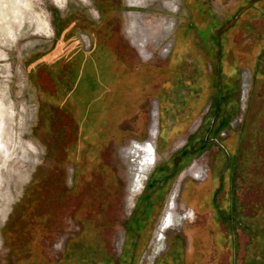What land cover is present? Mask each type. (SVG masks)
<instances>
[{"label":"rangeland","instance_id":"1","mask_svg":"<svg viewBox=\"0 0 264 264\" xmlns=\"http://www.w3.org/2000/svg\"><path fill=\"white\" fill-rule=\"evenodd\" d=\"M199 1L219 9L222 19L223 14L232 10L227 25L250 23V18L264 19V0ZM189 2L148 0L143 6L131 9L127 0H61L62 4L56 0H0V264H23V260L29 258L30 261L38 253L47 260L60 259L70 239L83 229L84 220L102 228L99 233L113 255L114 263L118 264L121 252L128 246L127 236L136 212L135 204L159 156L155 103L171 72L167 59L176 36L175 59L181 61L188 52L181 35L190 33L189 28L184 27L190 16L186 9L191 4ZM132 13L139 22L134 32ZM199 33L209 39L207 44L211 43L207 32L199 30ZM262 35L254 34L246 57L244 54L235 55L234 48L226 42L222 41L219 47L223 56L219 71L223 77L238 75L236 90L228 97L227 109L222 113L226 123L232 117V123H227L230 131L245 122L253 104L264 106V81H254L245 63H240V60L247 61L259 53L258 75L264 73ZM60 39L65 46L58 57L60 63L54 67L59 73L53 75L42 62L58 52L55 47ZM92 44H102L111 55L108 56L111 69L107 71L110 80H102L101 93L111 101L109 112L111 118H115L110 122L109 119L106 126L105 121L102 123V128L105 127L102 130H107L108 134L103 137L105 139L80 138L82 122L76 118V102L71 101V106L64 109L62 105L55 106L47 100L60 96L57 81L68 78L67 57L74 56V47L79 45L88 53ZM76 62L79 60L73 59L72 63ZM86 63L91 68L94 66L90 61ZM247 64L252 65L253 60H248ZM185 71L181 70L183 76H186ZM174 78L181 80L180 76L174 75ZM218 81L221 85L222 80L218 78ZM173 86L179 92L184 90L183 86ZM261 108L264 111V107ZM103 110L102 114L108 109L103 107ZM204 112L199 116L201 119ZM164 115L168 117L162 112V123L166 119ZM256 126L259 130L256 137L253 128L247 132L248 138L240 141L234 138L239 141V153L232 200L234 209L240 211L242 218L251 221L253 217L263 226L264 115L260 114ZM190 129L183 134L193 137L192 147L184 151L187 155L201 149L198 143H204L199 137L202 132L196 130L194 134ZM218 138L224 140L222 136ZM84 139L88 144L82 143ZM225 140L232 141L233 137ZM182 141L180 139L178 144L182 145ZM136 142H151L156 155L142 188L132 192L137 159L129 149ZM81 144L86 148L82 154L78 149ZM212 144L208 150L214 148ZM228 145L231 150L235 147L234 144L233 147ZM163 151L160 154L163 155ZM246 151L248 157L242 160ZM201 155L186 166L178 178L176 176L172 190L156 208L150 228L141 235L144 249L136 264H155L166 252L165 243L167 245L175 232L187 233L203 225L197 219L192 221L195 214L189 208L183 209L179 195L183 178H193L198 183L208 172L204 167L208 155ZM220 192L219 199H223L226 190ZM168 218L169 226H166L164 221ZM223 218L220 228L226 234L231 229L235 243L228 247L231 244L229 234L225 247L218 244L215 236L211 237L204 264H264V248L254 245L259 250V261L252 262L249 232L238 225L236 218ZM231 221L233 228L230 227ZM177 259L178 255L168 250L158 264H176Z\"/></svg>","mask_w":264,"mask_h":264},{"label":"crops","instance_id":"2","mask_svg":"<svg viewBox=\"0 0 264 264\" xmlns=\"http://www.w3.org/2000/svg\"><path fill=\"white\" fill-rule=\"evenodd\" d=\"M189 3L191 4L186 9L188 10L190 16H188L185 21V25L187 24V26L184 25V27L189 28L188 30H190V33L185 32L181 35L188 52L186 55L182 56L183 58L181 61L175 59L174 49L177 46L176 36V38H174L172 50L167 59L171 72L168 73V81H165L164 88H166L168 92L163 94L164 89H161L162 104L160 115L163 112L166 113L168 117L164 115L166 119L164 123L160 121L159 130L157 131L156 148L159 156L154 168L151 169L146 185L143 187V191L135 204L137 208L139 207V211L138 214L133 217L132 221L135 222V219L138 218L137 223H143V219H148L144 228L145 233V230L151 226L149 223L151 224L153 219L152 216L154 215L159 203L168 194L170 189L172 190V184L176 179V176L178 178L182 170L190 163L194 162L198 155L202 154L204 157V155L207 154L208 156L206 159L202 158L206 161L204 163V167H206V170L208 171L207 179L198 181L197 183V180H194L193 178H190L189 180H185L186 177L183 178V185L180 187L179 194L183 209L189 208L193 210L195 214V219L192 221L197 219V222H200L203 225L197 229H190L187 233L183 231L175 232L174 235L168 239L166 245L167 249L163 254H167L168 250L173 251L175 255H178L176 264H204V256L208 254L207 252L211 247L210 238L213 236H215V238H219V232H217L215 224H220L222 221L221 216L218 215L216 211V202L213 201V198L209 196V194L220 187H223L225 190H231L233 188V176L239 153V141L241 138L249 137L247 132L253 128L256 129V122H258L260 114L264 115V111H262L261 108L264 106H259V104L256 103L253 104L252 106L254 107H251L249 114L246 116L247 118L245 122L240 124L235 131H230L228 128L229 125H227L228 121L230 122L232 117H229L227 123L222 119L223 110L225 111L228 106L225 103L228 102V97L231 93L236 90L238 75L235 77L227 75L226 77H223L222 73L219 71L223 60L219 47L222 45V41L226 42L228 46L234 48L235 55L244 54L243 57H246V50H248V45L253 43L255 38L254 34H259L261 36L264 31V19L259 21L258 18H250L252 19L250 23L234 24L232 22L227 25L228 15L231 14L230 12L232 10L223 14L225 17L222 19L219 14L220 10L213 8L210 4H203L199 0H190ZM218 25L221 26L218 28ZM225 25L227 26L225 27ZM219 29L224 31L225 34L222 33V31L220 32ZM199 30L207 32V36L211 38V43L207 44V40L209 39L205 34L204 35L207 40L203 38L199 33ZM175 32H177V29ZM263 36L264 34L262 37ZM62 46H65V42L60 39L55 47L58 52H56V54L54 53L48 61L42 58L44 60L42 64L45 65L49 71H53L55 69L54 67L56 65L58 66L60 63L58 57L61 56L60 52L64 49ZM96 49L100 55L111 56L110 51L102 45H98ZM96 49L93 50L95 55L97 54ZM73 52L77 53V55H75L78 60L79 56L80 58L84 57L82 55V49L79 45L74 47ZM248 60H253V64L248 65ZM248 60H240V63H245L244 66L254 81H264V73L258 75L260 62L259 53L251 56ZM39 62L40 61H38V63ZM82 62L86 61L83 59ZM90 62L94 63L96 61L93 62L90 60ZM81 67L82 65L79 68L80 70H82ZM185 69L186 76L184 75V80L183 73L180 70L183 71ZM111 74H113V72ZM109 75V72H107L106 76L93 79V91L96 95H99V97L102 95L101 92H103L101 84L102 80H110ZM174 75L177 76V78L180 76L181 80L177 79V81L174 78ZM218 78L219 80H222L221 85L218 84ZM183 80L184 82L181 83ZM173 85H177L178 87L183 86L184 90L179 92L178 89H174ZM169 92H171L172 95L176 93L177 95H183L178 96V99L173 102L169 101ZM55 99L56 97L52 96L47 100H50V103L52 104L54 103L53 105L58 106V104L55 103ZM204 110L205 114L202 115L201 119L199 116ZM77 111L76 118L81 121L82 115L79 113V107L77 108ZM103 111V109L100 111L98 110L96 113V119L93 123L94 132L92 131V135H95V137L100 135V132L105 138L108 135L106 134L107 130H102L105 128L104 126H106L108 121L105 122L102 128L103 122H99L98 119V113H103ZM109 111L110 108L105 111L103 115H106L108 120L110 119V122L115 117L111 118L112 113ZM218 113H220V115H218ZM92 115H95V112L92 113ZM80 126L82 127V124ZM100 127L102 128L101 130ZM189 129L190 132L192 131L194 134V131L196 130L201 131L202 135L199 134L201 135L199 137L202 138L204 144L209 143L207 148L209 149V147L213 145L212 143L215 145L213 146L214 148L211 150L206 148L203 151L204 154L202 152L198 153L194 151L192 154L187 155L184 151L189 149L188 146L190 143H193V140H191L193 137L191 136L189 138L183 134L187 131L189 132ZM222 130L226 132V136L223 137L224 140H222V138H218ZM261 131L262 130H260V132ZM251 133L253 136V132ZM258 134L259 130H254V136L256 137ZM232 137L233 140L234 138H239V141L236 139V142H234L235 140H225ZM180 139L183 140L182 145L178 144ZM217 139H219L222 145L215 143L217 142ZM223 142H226V144ZM228 144L231 146L234 144L235 147L232 148L233 151ZM224 145L230 150L228 151ZM174 147L175 149L173 150ZM162 151L165 155L160 154ZM247 152L248 151H246L245 154L246 156H243L242 154V160H246L245 158L248 157ZM231 162L233 163L232 168L230 167ZM230 169L232 172H230ZM215 175L222 176V179H216ZM134 225L135 223L131 226L133 227ZM219 231H221V228ZM225 243L226 241L223 244L220 241L218 242L219 245H224V247ZM162 256L156 260L155 264H158Z\"/></svg>","mask_w":264,"mask_h":264},{"label":"trees","instance_id":"3","mask_svg":"<svg viewBox=\"0 0 264 264\" xmlns=\"http://www.w3.org/2000/svg\"><path fill=\"white\" fill-rule=\"evenodd\" d=\"M61 29V28H60ZM102 45V44H98ZM94 47V49H93ZM97 45L92 44L90 48V52L86 53L82 50V55L84 57L79 58V62L76 64L72 63L73 59H76L77 53H74V56H70L68 59V70H66L68 78L61 79L57 81V88L59 97H56L55 101L57 104L62 105L63 108L67 109L71 106L72 102H76L80 109V114L82 115L81 122L82 124V131L80 138H103L101 132L100 135L96 136L92 135V131L94 132L93 123L96 119V113L99 110H102L103 107L105 109H109L111 107V101L108 100L109 98H106L105 95H100V97H97L91 95L92 88H91V81L94 78L103 76H106L107 71L111 69V63H110V57L104 56L101 57L98 55L97 52ZM96 49L97 54H94V51ZM56 54V53H55ZM76 54V55H75ZM96 62H94V59ZM85 61H93L94 66L89 69V67L86 64H83L82 60ZM64 60V59H63ZM72 63V64H71ZM82 66V70H80V66ZM54 75L55 73H59L58 70L51 71ZM70 78V80H69ZM102 86L104 84L101 83ZM94 92V91H93ZM104 96V97H103ZM103 97V100L100 98ZM71 103V104H70ZM72 110V108H70ZM95 112V115H92V113ZM98 113V119L101 122H107L108 118L106 115H103L101 113V116ZM102 117V118H101ZM101 118V120H100ZM90 128V129H89ZM100 129H102L100 127ZM105 139V138H103ZM219 140V139H217ZM82 143L88 144V140L84 139ZM193 144V143H192ZM192 144L188 146L192 147ZM201 149L198 151H202L204 148L206 149L209 146V143L206 145L204 143L199 144ZM220 145H222L220 143ZM197 146V145H196ZM194 146V147H196ZM205 146V147H204ZM79 151L82 152L86 150L85 145L81 144L79 146ZM198 147V148H200ZM204 147V148H203ZM196 151V152H198ZM199 153V152H198ZM241 178V175L239 176ZM243 177V176H242ZM216 179H222V176L215 175ZM221 190H225L223 187H220L219 189H216L212 193L209 194L213 198V201L216 202V211L218 215L221 216V219H225L223 217L230 216L231 218L234 217L238 220V225L243 228L244 230L248 231L250 236V246L251 250L249 252L250 259L252 262L259 261V258L257 254L259 253V250L257 249V246H254L255 244L264 248V225L260 226L253 217L251 218V221H248L246 218H242L240 215V211H236L234 209V203H233V190H226V194L223 199H219V194L221 193ZM139 211V207L136 209V212L134 214L137 215ZM262 217H264V212H262ZM230 218V219H231ZM137 219H135V222L132 221V224L135 223V225L129 229L128 231V246L123 250L120 256V261L118 264H136L139 260L144 247L142 246V240L144 239L141 235L144 234V228L145 224H147L148 219H143V223L138 222ZM232 220V219H231ZM233 221L230 222V227L233 228ZM131 224V225H132ZM215 228L217 232H219V238H217L218 242L220 241L222 244L226 241V236L228 235L230 238L231 246L235 243V236L231 229L227 230V234L223 232L220 229V224H215ZM102 229L99 225L95 226L92 221L84 220L83 221V229L79 233L78 236L72 237L70 241L68 242L66 246L65 254L61 256L58 260H47V258L43 256L38 255L32 259L28 260L29 258H26V260H23V264H115L113 255L109 252L105 241L102 238L101 232L99 233V230ZM82 233V234H81ZM88 233V234H87ZM90 237H89V236ZM136 235V238H135ZM7 237H5L6 240ZM72 258V259H71ZM73 260V261H71ZM236 264V262H233Z\"/></svg>","mask_w":264,"mask_h":264},{"label":"bare ground","instance_id":"4","mask_svg":"<svg viewBox=\"0 0 264 264\" xmlns=\"http://www.w3.org/2000/svg\"><path fill=\"white\" fill-rule=\"evenodd\" d=\"M57 2L61 3V0H56ZM148 0H127V5L131 8V7H135V6H143ZM169 3V1H167ZM174 6V4H173ZM176 7V6H175ZM132 9V8H131ZM173 9V8H172ZM131 11V10H130ZM135 13V12H134ZM131 27L133 28V32H134V28H137V26L139 25L138 19L135 15H131ZM130 24V23H129ZM128 27V28H131ZM129 30V29H128ZM131 31V32H132ZM130 33V32H129ZM138 39V38H137ZM143 39V38H142ZM139 40V39H138ZM146 43V42H145ZM169 85V84H168ZM172 87V86H171ZM170 87V88H171ZM164 90H167L166 88H164ZM170 90V89H169ZM167 93V92H166ZM163 94H165V92L163 91ZM155 122V121H154ZM154 124V123H153ZM152 132V131H151ZM156 133V132H155ZM130 153H132L134 155V157L137 159V167L135 169L134 175V179H133V187H132V192L137 191L139 189L142 188L143 183L146 179V175L148 170H150L153 167V161L155 158V153H154V146L152 145L151 142H144V143H135L132 145L131 149H129ZM128 155V154H127ZM135 159V160H136ZM155 163V162H154ZM201 176V175H200ZM136 193V192H135ZM133 193V194H135ZM132 198V197H131ZM130 202V201H129ZM171 204V203H170ZM174 214V213H173ZM181 215V214H179ZM182 217V216H181ZM178 219V218H177ZM176 222V221H175ZM164 224L167 226L169 224V218L166 219L164 221ZM179 224V223H178ZM169 226V225H168ZM161 237V236H160ZM160 243V242H159ZM158 243V244H159ZM157 246V245H156ZM162 247V246H161ZM158 248V246H157ZM159 250V249H157ZM162 251V250H160Z\"/></svg>","mask_w":264,"mask_h":264},{"label":"flooded vegetation","instance_id":"5","mask_svg":"<svg viewBox=\"0 0 264 264\" xmlns=\"http://www.w3.org/2000/svg\"><path fill=\"white\" fill-rule=\"evenodd\" d=\"M63 47V46H62ZM105 47V46H104ZM64 48V47H63ZM106 48V47H105ZM61 49V48H60ZM186 57V56H185ZM83 64H86L87 66H88V63H86V62H83ZM83 66V65H82ZM89 67V66H88ZM81 69H82V67H81ZM90 69V68H89ZM181 71V70H180ZM245 77V79L247 80V82H248V80H249V77H248V75H246V76H244ZM185 80V79H184ZM184 80L183 81H181V83H183L184 82ZM91 83H92V92H91V95H94L95 93L93 92V80L91 81ZM166 85H167V83H166ZM247 86V85H246ZM94 93V94H93ZM159 94V98H158V100H157V102L155 103V106H156V109H157V124H158V130H159V126H160V121H161V119H160V117H161V115H160V113H161V104H162V97H161V94H162V90L158 93ZM169 95H170V98H169V101H176L177 99H178V96H182L183 94H178L177 95V93L176 94H171V92H169ZM166 96V95H165ZM247 98H248V96H247ZM246 99V98H245ZM170 103V102H169ZM76 108H78V107H76ZM76 112V111H75ZM78 112V111H77ZM232 121V120H231ZM229 122V124H231L232 122ZM83 124V123H82ZM213 125H214V122H213ZM228 128H230V127H228ZM220 136H222V137H225L226 136V132L224 131V130H222L221 131V133H220ZM217 141V143L218 144H220L221 142L219 141V140H216ZM222 144V143H221ZM225 146V145H224ZM226 147V149L228 148L227 146H225ZM155 153V155H156V151L154 152ZM231 164H232V162L230 163V166H231ZM230 172H231V170H230ZM207 176H208V174L206 173V175L204 176V178L202 179V180H205L206 178H207ZM202 180H200V181H202ZM144 187V186H143ZM229 240H230V238H229ZM226 245H227V240H226ZM231 246V244L229 243L228 244V247H230ZM166 249V243H165V247H164V250ZM156 263V262H155Z\"/></svg>","mask_w":264,"mask_h":264},{"label":"built area","instance_id":"6","mask_svg":"<svg viewBox=\"0 0 264 264\" xmlns=\"http://www.w3.org/2000/svg\"><path fill=\"white\" fill-rule=\"evenodd\" d=\"M203 178V177H202Z\"/></svg>","mask_w":264,"mask_h":264}]
</instances>
